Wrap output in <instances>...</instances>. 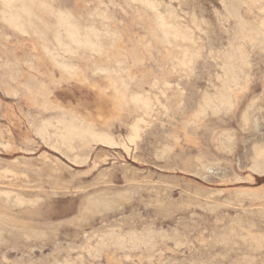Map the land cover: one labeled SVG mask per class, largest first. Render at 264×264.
Wrapping results in <instances>:
<instances>
[{
  "label": "rangeland",
  "instance_id": "1",
  "mask_svg": "<svg viewBox=\"0 0 264 264\" xmlns=\"http://www.w3.org/2000/svg\"><path fill=\"white\" fill-rule=\"evenodd\" d=\"M262 65L264 0H0V264H264ZM105 70L147 110L113 112Z\"/></svg>",
  "mask_w": 264,
  "mask_h": 264
},
{
  "label": "bare ground",
  "instance_id": "2",
  "mask_svg": "<svg viewBox=\"0 0 264 264\" xmlns=\"http://www.w3.org/2000/svg\"><path fill=\"white\" fill-rule=\"evenodd\" d=\"M5 1L10 2L11 0H5ZM60 13H63V11H60ZM158 24L165 32H171L175 36L184 35V31L181 25L178 23V21L176 22L174 20L173 16L169 14L167 15L159 14ZM67 31L69 33L68 35L71 41L75 43H79L80 41H82V40H78L77 32L72 26L69 29L67 28ZM37 38L43 50V54L46 56L50 51V47L48 46V43L46 41L45 32H39L37 34ZM88 42H89L88 38L83 39L84 44H88ZM59 69H61V73L66 79L77 78L79 82L90 83L89 78L85 76V74L80 70H76L72 63L63 62L61 63ZM96 86H97V91L99 93H101L103 96L106 95L110 99V102L113 105L112 107L113 112H115L116 110H122L130 101L135 104H140L142 108H144L145 110H147V108L149 107V99L147 97L139 96L137 94L134 95L128 94L127 89L122 82L121 76L117 71L105 70V73L103 74L102 84L98 83L96 84ZM40 94L41 93H39L38 95L40 96ZM43 96L46 98L48 95H43ZM242 117L245 121L247 120L246 112L243 113ZM138 123H139V119L134 121V123L131 126L130 135L127 137L128 140L131 142L138 137V132H139ZM85 133L88 134L92 140L101 141L106 144L115 143L114 137L109 132L104 130L97 131L96 129L90 127L85 128L79 125L78 123H76L75 121H71V120L65 122L61 121V131L58 133V135L60 136L61 143H70L74 138L82 136ZM220 142L222 141L220 140ZM253 168L256 171L264 172V148L262 147L257 148L255 151ZM6 203H8V201H6ZM1 207L2 206H0V221L2 223L3 221H7L8 219H10L11 214L8 212L10 210L9 204L3 205L2 209ZM1 229L2 227H0V230Z\"/></svg>",
  "mask_w": 264,
  "mask_h": 264
},
{
  "label": "snow or ice",
  "instance_id": "3",
  "mask_svg": "<svg viewBox=\"0 0 264 264\" xmlns=\"http://www.w3.org/2000/svg\"><path fill=\"white\" fill-rule=\"evenodd\" d=\"M261 76L264 77V65L261 66Z\"/></svg>",
  "mask_w": 264,
  "mask_h": 264
}]
</instances>
